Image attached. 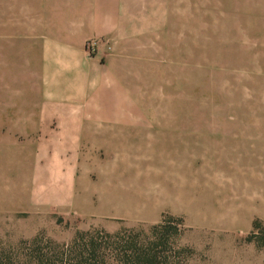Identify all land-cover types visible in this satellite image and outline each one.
Returning a JSON list of instances; mask_svg holds the SVG:
<instances>
[{"label": "rangeland", "instance_id": "374dc122", "mask_svg": "<svg viewBox=\"0 0 264 264\" xmlns=\"http://www.w3.org/2000/svg\"><path fill=\"white\" fill-rule=\"evenodd\" d=\"M137 4L128 16L142 31L127 53L100 57L116 76L98 102L135 124L81 142L0 125V241L68 245L77 232H147L166 216L176 244L192 250L187 264H264V142L239 148L264 137V0ZM30 5L0 0V106L75 84L46 76L61 62L25 61L28 49L47 48L28 45L30 33L45 37L47 16ZM100 47L110 49L92 39L84 51Z\"/></svg>", "mask_w": 264, "mask_h": 264}, {"label": "crops", "instance_id": "0c3cea01", "mask_svg": "<svg viewBox=\"0 0 264 264\" xmlns=\"http://www.w3.org/2000/svg\"><path fill=\"white\" fill-rule=\"evenodd\" d=\"M136 1L141 2V0H37V7L30 5L32 9L28 12L47 16L46 33L43 34L45 37L36 38L30 33L28 45H46L47 48L28 49L25 55L29 57L25 61L61 62L58 68L50 66L46 76L53 78L69 76L75 84H72L70 91L65 93L56 87L52 92H47L44 98L36 97L30 92L26 104L22 107L0 106V125L41 126L43 128L38 129V132L41 131L46 140L81 142L102 140L108 128L135 124V117L132 116L131 120L120 118L113 113L110 105L102 108L98 102L102 100L104 83L107 87L110 86V79L116 76L113 72L116 68L112 65L102 68L100 57L105 55L106 62L117 60L116 55L127 53H124L123 46H128L141 30L134 27L131 22L132 16H128L129 12H134L133 9L140 6L135 5ZM92 39L105 41V45L110 48L108 52L104 54L105 48L100 47L101 51L99 50L97 56L88 57L84 51V44ZM51 126L54 128H48ZM263 142L262 135H255L253 139L240 140L239 148L247 153L246 151H250L249 148H256ZM227 147L230 149L231 146ZM71 151L75 153L73 156L80 157L78 147H72ZM70 199L72 192L68 197V200Z\"/></svg>", "mask_w": 264, "mask_h": 264}, {"label": "trees", "instance_id": "16d2710c", "mask_svg": "<svg viewBox=\"0 0 264 264\" xmlns=\"http://www.w3.org/2000/svg\"><path fill=\"white\" fill-rule=\"evenodd\" d=\"M171 224L174 221L164 216L147 232L130 228L112 234L77 232L68 245L41 235L21 240L17 248L6 249L0 241V264H187L192 250L176 244L181 234ZM253 227L258 228L259 223L255 221Z\"/></svg>", "mask_w": 264, "mask_h": 264}, {"label": "built area", "instance_id": "2783aa9c", "mask_svg": "<svg viewBox=\"0 0 264 264\" xmlns=\"http://www.w3.org/2000/svg\"><path fill=\"white\" fill-rule=\"evenodd\" d=\"M92 47H93V45H92Z\"/></svg>", "mask_w": 264, "mask_h": 264}]
</instances>
